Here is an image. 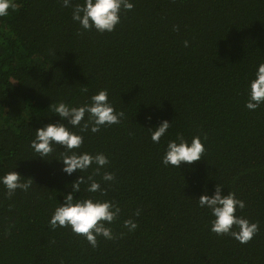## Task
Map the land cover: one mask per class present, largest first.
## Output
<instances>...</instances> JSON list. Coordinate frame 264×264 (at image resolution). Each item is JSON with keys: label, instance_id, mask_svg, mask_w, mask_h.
<instances>
[{"label": "trees", "instance_id": "trees-1", "mask_svg": "<svg viewBox=\"0 0 264 264\" xmlns=\"http://www.w3.org/2000/svg\"><path fill=\"white\" fill-rule=\"evenodd\" d=\"M15 2L0 17V175L16 170L33 185L11 198L0 185V264H264V105L244 107L264 62V0H131L104 34L83 31L61 0ZM100 89L125 118L84 134L80 151L104 153L115 181L102 185L106 194L82 186L75 196L112 200L121 213L110 225L117 238L92 248L48 223L80 173L35 158L29 142L58 119L49 120L51 104L78 106ZM161 120L172 124L154 144L148 129ZM177 133L201 136L200 161L163 166ZM217 184L245 202L237 215L259 224L248 243L210 232L196 200ZM126 219L138 223L134 232Z\"/></svg>", "mask_w": 264, "mask_h": 264}, {"label": "clouds", "instance_id": "clouds-1", "mask_svg": "<svg viewBox=\"0 0 264 264\" xmlns=\"http://www.w3.org/2000/svg\"><path fill=\"white\" fill-rule=\"evenodd\" d=\"M62 6L71 9L73 22L77 23L83 31H96L100 34L111 33L120 23L121 13L131 11L134 4L131 0H61ZM18 7L15 0H0V17L9 15L10 10ZM174 30H178L174 27ZM188 47V41H184ZM247 99L244 107L249 111H256L264 105V62L257 65L254 77L248 81ZM54 122L45 123L34 130V137L29 147L35 158L44 161L56 160L62 167L61 171L72 176L80 173L70 185L71 191L62 193L63 203L55 207L48 223L52 230L69 228L73 234L82 236L92 248L97 247L98 238L106 240L116 239L112 225L121 213L119 205L112 200H99L89 196L77 198L76 193L81 188L88 193L100 192L106 194L102 185L111 186L115 175L103 169L110 163L109 158L102 152L95 154L80 151L84 143V134H96L102 128L117 125L125 118L123 111L116 110L109 99L106 89H100L78 106L59 101L50 105ZM146 120L151 121L152 116L147 115ZM172 123L161 120L155 127L149 128L150 138L154 144H159ZM59 147L56 158H52ZM206 148L201 136H193L186 140L182 134L177 133L175 139L168 140L161 157L165 167L181 168L183 165H192L203 158ZM87 174V175H85ZM99 177V180L96 179ZM0 185L5 189V195L11 198L17 191L28 192L33 185L32 178H25L16 170L0 175ZM223 186L217 184L211 195L206 192L199 196L198 207L207 209L212 219L210 232L223 236L227 235L241 244L251 241L259 232V224L237 215L245 208V202L236 197L234 192L222 194ZM135 216L140 211L134 212ZM123 228L127 232H134L138 223L133 219L123 221ZM125 233L121 232L120 236Z\"/></svg>", "mask_w": 264, "mask_h": 264}]
</instances>
